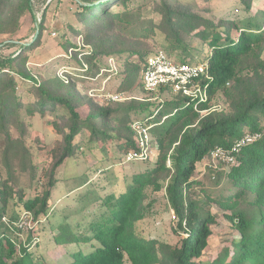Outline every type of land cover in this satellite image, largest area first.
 I'll return each mask as SVG.
<instances>
[{
  "label": "trees",
  "instance_id": "obj_1",
  "mask_svg": "<svg viewBox=\"0 0 264 264\" xmlns=\"http://www.w3.org/2000/svg\"><path fill=\"white\" fill-rule=\"evenodd\" d=\"M35 1L45 3L0 0V35L8 32L6 24L15 28L22 15H33ZM73 1L80 7L76 14L83 28H71L77 42L59 45L53 77L40 79L26 70V55L0 54V264H264V8L254 10V0H228L222 3L224 9L230 2L239 4L238 16L231 17L226 9L215 21L180 0H152L150 7L132 0ZM238 10L233 6L232 11ZM42 30L41 23L36 24L35 38L21 48L37 47ZM156 32L170 58L208 67L211 78H200V84L207 85L206 100L164 86L145 92L150 97L144 99L99 104L77 89V80L100 76L118 77V92L143 89L145 58L160 50L147 40ZM122 35L130 39L117 51L112 45ZM105 56L114 58L117 71L100 75ZM63 58L76 66L63 64ZM21 81L29 83L23 95L17 94ZM155 94L159 97L153 98ZM219 99L223 104L213 108ZM23 108L28 115L41 116L62 110L59 119L49 120L60 138L46 149L38 147L36 160L26 140L31 123L20 117ZM135 123L148 128L153 154L140 159L128 174L110 165L91 178L88 171L101 160L139 152ZM247 133L259 137L239 148L235 164L218 161L220 168L196 175L201 172L198 164L215 146L230 148ZM84 150L93 157L91 166L64 177L63 164ZM44 156L49 166L37 185ZM59 182L78 189L74 206L56 209L52 196ZM30 187L35 192L26 196ZM162 189L177 226L188 234L178 245L137 232V222L152 204L147 202L148 191ZM212 204L238 235L206 260L201 256L217 219ZM23 212L31 215L30 230L16 225ZM43 222L52 232L49 245L62 246L64 254L48 259L41 254L34 231Z\"/></svg>",
  "mask_w": 264,
  "mask_h": 264
},
{
  "label": "rangeland",
  "instance_id": "obj_2",
  "mask_svg": "<svg viewBox=\"0 0 264 264\" xmlns=\"http://www.w3.org/2000/svg\"><path fill=\"white\" fill-rule=\"evenodd\" d=\"M152 0H132L134 4H141L142 6L148 5L151 6ZM175 1V0H171ZM184 3L190 4L195 10L201 12L203 15L209 17H214L215 21L218 16L222 15L224 11L229 12L231 17L236 18L240 11V5L235 4L238 7V11H232L233 6H235L232 2L227 4V7L222 5L225 1L228 0H180ZM254 10L257 8H264V0H254ZM33 3V15L29 12L22 15L19 19L18 26L15 28H11L10 24H6L3 26L5 29H8L7 33L0 35V41H4L8 39L13 42L11 44H1L0 45V54L4 56L12 55L16 53L22 55H26L24 67L26 70H29L30 73L38 76L40 79H45L54 76V72L56 71V66L58 63L56 58L57 53H60L59 45L63 43V41H75L77 42V38L74 36V32L71 31V28L82 29L83 26L81 22L77 19V11L80 10V7L73 0H45V3L35 1ZM114 10L119 9V7H113ZM224 9V10H222ZM43 17V18H42ZM41 23L43 26L42 36L40 39V44L33 49L26 50L21 48L23 43L32 42L35 38L34 28L36 24ZM130 37L128 36H120L119 39L113 43V49L121 50L123 49L129 41ZM149 42H154L156 44L154 49H162L169 57L171 56L170 51L165 49L162 46L163 37L160 33L156 32L151 34L147 39ZM80 42V41H79ZM81 43V42H80ZM52 50H56L52 53ZM173 61L177 62V57L171 58ZM20 62V60H18ZM63 64L67 60L63 58ZM105 57H103L100 61V67L104 65ZM76 66L73 61H67L66 65ZM69 69V68H67ZM118 77H114L111 79L103 78L102 76L90 79V78H81L76 81L77 89L83 94L85 93L87 96V91L90 88H104L102 91H117L116 85L118 82L116 80ZM200 84V82H199ZM103 85V86H102ZM29 87V83L25 81H21L17 87V94H24ZM97 94L99 92H96ZM125 95L130 97H135L139 99H144L150 97L148 93H145L143 89L140 87L135 89L132 92H126ZM159 97L158 94H155L153 98ZM89 97V96H88ZM92 98V97H91ZM93 99V98H92ZM97 103L103 102L99 100V98L93 99ZM156 100V99H155ZM218 104L214 105L213 108H219L223 101L219 99L217 101ZM87 112V106H83L80 108V115L84 117ZM62 113L61 109H57L54 112L52 110H47L44 116L39 115L37 112L32 115L26 114L25 109L20 110V117L24 119L26 122H30L31 126L29 128V133L27 137V142L32 145L33 150L35 151L34 159H37L36 150L38 147L40 149H46L53 141L54 138L59 139L60 135L55 132L52 128L49 120L51 119H59L57 114ZM153 154V150L148 147V149ZM93 154L97 159H100V154L97 150L93 151ZM93 157L86 152L85 150L82 153H78L75 157L67 160L61 169V173L64 177H70L74 175H78L83 173L85 170L87 171L88 167H90L91 163H93ZM45 161V163H40L38 165L44 166L43 170L37 174V185H40L43 180V171H47L48 169V160L44 157H40ZM218 161L211 159L210 156L206 157L201 163L198 164V168L201 169V172L196 173L198 177L201 176L205 171L210 169V172H213V169H218L220 166L217 163ZM136 163H142L140 160L126 161L121 157L119 159H110V160H101L96 168L90 169L89 176L97 170H105L107 167L112 165L111 169H115L119 171L123 169L125 174L130 173L133 169H135ZM226 164V163H225ZM91 178H95L91 177ZM24 177H21V181L23 182ZM25 181V179H24ZM37 188V187H36ZM78 189L75 188L74 185L65 182H59L56 189L53 191V201L55 203L56 209H60L64 206H74L75 203L72 200V197L77 193ZM35 190L30 187V189H26V196L34 193ZM152 201L150 210L147 215L137 222V232L148 239H156L160 242H165L171 245H178L183 237L188 236L187 232L183 229H180L177 226L176 218L174 217L173 211L169 208L164 190L160 191H148L147 202ZM212 211L216 213V222L212 224V234L208 239V247L205 249L203 256L201 259L211 260L213 257L217 255V250L223 247L230 239L236 237L238 234L235 229L229 224L227 220L224 219L222 211L215 205L211 206ZM26 225L24 226V230L29 228L30 219H25ZM47 223V222H46ZM46 223H40L38 227L35 228L34 233L39 235V238L36 240L40 243V247L42 249L41 254L46 258L56 257L65 253V249L62 246H57L54 244L49 245V239L51 236V231L46 226ZM44 224V225H43ZM55 232V231H54Z\"/></svg>",
  "mask_w": 264,
  "mask_h": 264
},
{
  "label": "built area",
  "instance_id": "obj_3",
  "mask_svg": "<svg viewBox=\"0 0 264 264\" xmlns=\"http://www.w3.org/2000/svg\"><path fill=\"white\" fill-rule=\"evenodd\" d=\"M79 46L81 44L79 43ZM104 65L100 68L99 74L105 72L117 71V64L112 56H105ZM83 70L87 69V65H83ZM210 79L211 76L206 65H190L186 63H178L173 61L162 49L157 50L149 54L145 58L144 68L141 72V85L145 92H155L160 87L168 86L173 93H181L188 96L190 99L206 100L207 88L199 84L200 78ZM94 79V78H91ZM109 79V77H107ZM103 86V85H102ZM104 88H90L87 91L89 97L93 99L99 98L103 102L100 104H106L111 101H122L130 98L125 95V92L118 91H102ZM96 92H99L98 94ZM135 132V142L139 149V152H128L124 159L126 161L140 160L147 156L149 153L148 147L153 145V141L148 132V128L135 123L133 125ZM258 133L245 134L239 142L230 148H224L221 146H215L209 153L211 159L220 161L226 164H235V153L243 145L251 143L257 140ZM32 218L29 212H23L16 223L17 227L23 229L26 225L25 219ZM31 225H29V228Z\"/></svg>",
  "mask_w": 264,
  "mask_h": 264
}]
</instances>
